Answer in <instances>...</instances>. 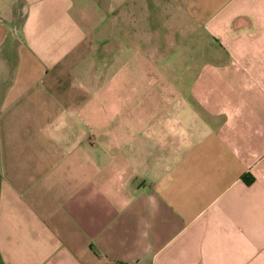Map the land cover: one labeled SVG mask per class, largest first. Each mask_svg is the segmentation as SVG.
I'll list each match as a JSON object with an SVG mask.
<instances>
[{"label": "crops", "instance_id": "crops-1", "mask_svg": "<svg viewBox=\"0 0 264 264\" xmlns=\"http://www.w3.org/2000/svg\"><path fill=\"white\" fill-rule=\"evenodd\" d=\"M121 262L264 264V0H0V264Z\"/></svg>", "mask_w": 264, "mask_h": 264}, {"label": "rangeland", "instance_id": "rangeland-1", "mask_svg": "<svg viewBox=\"0 0 264 264\" xmlns=\"http://www.w3.org/2000/svg\"><path fill=\"white\" fill-rule=\"evenodd\" d=\"M162 12H163V14H164V12H165V10H161ZM162 14V15H163ZM167 24H166V22L165 23H163V24H161V26H160V32H161V34H163V33H165V32H168V30H167ZM165 31V32H164ZM182 60H183V58H179L177 55H175L174 57H171V62H174V63H182ZM172 69V68H171ZM175 75H177V74H173L172 72H171V79H173V77L175 76Z\"/></svg>", "mask_w": 264, "mask_h": 264}, {"label": "built area", "instance_id": "built-area-1", "mask_svg": "<svg viewBox=\"0 0 264 264\" xmlns=\"http://www.w3.org/2000/svg\"><path fill=\"white\" fill-rule=\"evenodd\" d=\"M116 264H128V263H123V262H121V263H116Z\"/></svg>", "mask_w": 264, "mask_h": 264}]
</instances>
